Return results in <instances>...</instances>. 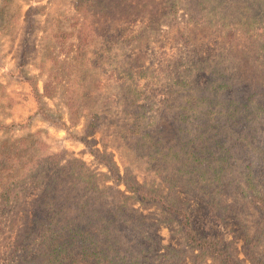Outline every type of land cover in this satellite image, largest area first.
<instances>
[{"label":"rangeland","instance_id":"obj_1","mask_svg":"<svg viewBox=\"0 0 264 264\" xmlns=\"http://www.w3.org/2000/svg\"><path fill=\"white\" fill-rule=\"evenodd\" d=\"M4 141L23 164L60 155L14 186L18 195H0V264H195L200 251L176 215L127 189L110 161L159 192L165 176L176 180L174 201L198 230L252 264L244 247L262 217L252 196L264 195V0H0ZM80 161L94 176L81 178ZM256 251L264 260V229Z\"/></svg>","mask_w":264,"mask_h":264},{"label":"trees","instance_id":"obj_2","mask_svg":"<svg viewBox=\"0 0 264 264\" xmlns=\"http://www.w3.org/2000/svg\"><path fill=\"white\" fill-rule=\"evenodd\" d=\"M46 86L47 84L45 83V91ZM47 93L49 92L47 91ZM67 106L69 108V119L72 122L77 121V118H79V108L78 98L76 94L73 93L69 96L67 100ZM86 129V133L89 134V129L91 128L87 127ZM27 140L28 139L26 137H23L17 139L16 143H20L21 145L26 146ZM4 146H9L11 147V149L14 148L13 145L9 144V141H4V144H2L0 148V195L4 199H10L12 195H18V192H15L13 190L14 186L27 181V179H29L32 173V170H46L47 160H49L51 164H59L58 158L60 152H48L41 156L26 158V161L23 164L21 160L22 154L20 152L13 151L11 149H6L4 148ZM107 164L112 168L116 178L123 181L127 189L136 193L142 200L156 202L165 210L172 212L176 215L179 220L182 231L185 235L186 241L200 251L196 255L195 264L201 263L205 260L206 257L213 258L214 260H217L220 264H244L240 259L235 257L231 252L226 249L220 237L211 233L202 234L198 230V225L196 219L194 218V213L192 212V210L187 208L184 203H176L174 201L173 195L177 186L176 180L165 176L164 179L167 183L168 191L159 192L158 189L154 188L153 186L148 185L144 182L140 183L135 178H131V172L126 166L124 168L125 173L122 176L118 173V166L115 164V162L110 161L107 162ZM79 165L81 168V170L79 169V172H82L81 178H91L92 176H94V174L90 173V170L84 162L80 161ZM21 167L25 171L23 175H21L17 170V168ZM76 170L77 168L74 169L73 172H75ZM204 176L205 175L202 174L200 178L202 179L204 178ZM188 178L189 184L191 185L193 183L192 177L188 176ZM215 179L217 180L218 178L215 177ZM251 187H253V185H251ZM252 201L256 207L261 209L262 217L254 236L246 242L244 250L246 256L249 258L252 264H264V260L259 256L256 251V247L262 237L264 229V195L254 194L252 196ZM215 209L216 204L210 205V211L213 215L215 214ZM62 251H64V249L60 248L59 251H57V255L60 254V252Z\"/></svg>","mask_w":264,"mask_h":264}]
</instances>
